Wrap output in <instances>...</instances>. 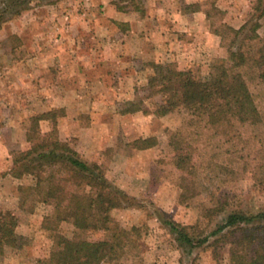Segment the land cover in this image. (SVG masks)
<instances>
[{
  "label": "rangeland",
  "instance_id": "obj_1",
  "mask_svg": "<svg viewBox=\"0 0 264 264\" xmlns=\"http://www.w3.org/2000/svg\"><path fill=\"white\" fill-rule=\"evenodd\" d=\"M254 1L41 0L32 1L27 10L1 25L0 211H11L15 216L18 239L15 248L4 250L0 264H35L36 260L47 258L52 248L53 232L45 230L43 222L53 213V207L39 203L30 210L29 202L26 208H18V187L31 185L32 178L11 176L12 154L29 147L25 134L31 125L30 118L49 110H61L63 114L57 119L58 138L68 143L82 160L100 165L107 180L131 199L132 207L111 211L112 219L120 227L139 229L137 244L127 249L121 264H228L226 248L216 260L210 250L183 252L163 220L171 219L190 228L197 226L208 233L214 223L205 219L203 213L212 205V194L231 196L243 203L241 208H263L264 183L255 182L251 173L257 157L254 146L250 144L235 158L223 154L229 146L218 138L212 143L195 142L185 110L176 109L163 117L154 115L160 97L151 93L147 82L153 74L152 65L157 63H170L205 78L212 62L228 55V38L222 41L214 31H224L222 26H242ZM112 11L148 15L143 32L137 30L145 33L143 40L123 38L120 33H125V29L119 25L123 22L113 20ZM173 13L176 19L173 18L174 26H170ZM93 23L97 31L92 28ZM259 23L257 33L263 37L264 14ZM117 30L120 35H116ZM92 46H101L100 51H95L99 52L97 58H90ZM59 47H67L70 51L66 57L75 61L108 60L121 54L128 65H101L87 72L92 77L105 74V87L121 92L61 93L56 82L63 75L59 73L71 74L73 67L66 68L62 63ZM29 60H35L32 76L39 78L37 83L32 81L33 85L19 82L14 74L17 62ZM45 72L51 79L43 78ZM242 73L263 115V87L256 74L244 69ZM131 103L142 111L123 114L133 108ZM38 125L41 134L51 131L49 121H40ZM176 132L181 135L174 140L189 145L192 156L193 145L199 151L194 154L195 172L180 171L173 165L170 139ZM248 135L246 129L243 136ZM150 137L155 138V146L133 148L134 141ZM242 146L236 148L240 150ZM224 167L233 168L235 174L224 171ZM74 231L68 222L57 227V232L67 238ZM82 236L98 241L105 234L89 231Z\"/></svg>",
  "mask_w": 264,
  "mask_h": 264
},
{
  "label": "trees",
  "instance_id": "obj_2",
  "mask_svg": "<svg viewBox=\"0 0 264 264\" xmlns=\"http://www.w3.org/2000/svg\"><path fill=\"white\" fill-rule=\"evenodd\" d=\"M32 1L41 2L0 0V27L27 10ZM263 14L264 0H255L242 26L238 29L222 26L224 31H214L222 41L228 38V55L214 60L205 78L170 63H157L152 65L153 74L147 82L151 93L160 97L154 115L163 117L176 109L185 110L195 142L212 143L218 138L229 146L223 153L229 157L253 144L257 157L251 173L259 183H264V114L259 113L242 70L256 74L264 90V36L257 33ZM205 15L210 17L208 13ZM136 111L142 110L133 107L123 114ZM59 117H63L61 110L31 117L25 134L29 147L12 154L11 176L32 178L31 185L18 187V208H26L29 202L30 210L39 203L53 207V213L43 222V228L53 232L52 248L47 258L38 259L35 264H121L127 249L137 244L139 229L120 227L112 219L111 211L132 207L131 199L107 180L100 165L82 160L68 143L58 138ZM40 121H49L51 131L41 134ZM246 129L249 135L244 137ZM176 133L170 139L173 165L180 171L195 172L194 154L199 151L193 145L192 156L189 145L174 140L180 134ZM240 144L244 149L236 148ZM133 145L144 150L156 143L150 137L136 140ZM223 170L235 174L233 168ZM211 198L212 205L203 213L205 219L214 223L208 233L197 226L190 228L171 219L163 220L177 247L187 254L198 248L210 250L215 260L226 248L228 264H264V207L253 211L241 208L243 203L231 196L212 194ZM62 222L75 229L71 238L57 232ZM89 231H101L105 237L88 241L82 235ZM17 239L15 216L11 211H0V256L6 248H15Z\"/></svg>",
  "mask_w": 264,
  "mask_h": 264
},
{
  "label": "crops",
  "instance_id": "obj_3",
  "mask_svg": "<svg viewBox=\"0 0 264 264\" xmlns=\"http://www.w3.org/2000/svg\"><path fill=\"white\" fill-rule=\"evenodd\" d=\"M174 14L175 13H173L169 17V21L171 22L170 26H172V25L174 26L175 19H176ZM147 16L146 15L143 16L142 14H140V16H139L138 12H136V13L132 12L131 14H122V13H119L117 11H112V14L110 17L113 18V20H115V21L123 22L126 24V25H121L123 23H119L120 27H123V29H125V33H120V34H122L123 38L129 37V38H136V39L143 40L142 37H144L145 33H142V34L138 33L139 31H137V30L141 31L142 28L145 27L147 22H149V18ZM173 18H175V19H173ZM92 28H95L96 31L98 29L94 23L92 24ZM143 30L141 32H143ZM118 32H119V30H117L116 35L119 34ZM180 32H182V31H180ZM214 39L215 38H213V40ZM111 46H113V45H111ZM92 48H94V50L90 49V51H92L90 58L92 56L97 58L99 55L98 54L99 52L97 53L95 51H100L101 46L100 47H98V46L93 47L92 46ZM57 49L61 50V47H59ZM114 49L115 48L112 47V50H114ZM46 50H48V49H46ZM67 51L68 52L70 51L67 47L62 49L61 52L59 53V56H60L61 60L63 61L62 63H64L66 68L73 67V69H71V71H69L71 74H67L68 72L64 73L63 71L61 73H59V75L63 74L60 77V79L58 81H56L57 83H59V87L58 86L57 87L60 89L61 93H100V90H101V92L105 93V90L111 91L110 86L105 87L106 86V83L104 81L105 77H103L105 74L99 75L98 77H92V76H89V73H87V72H89L90 70L96 69L97 67H100L101 65L109 64V65H112L115 67L124 66L125 64L128 65V63L126 62V59H123L121 54L117 55L113 59H108V60L105 58H102V59H98V60L95 59V60L91 61V59L88 58V61H75L70 57H68V58L66 57ZM92 59H94V58H92ZM35 63H36L35 60H33V63H32V61L29 60L27 62L26 61H24V62L19 61L15 64V66H14L15 67L14 68L15 73L14 74H15L17 79L20 78L19 82L27 83L29 85H31V84L33 85L34 83H37L39 78L33 77L34 76L33 73H34V69H35ZM48 74H49L48 72H45V74L43 76V78L45 80L51 79V78H47ZM116 77H117V75H116ZM32 81H34V83H32ZM52 81H54V79L51 80V82ZM44 84L46 86L48 85L46 83H44ZM81 84L83 86L84 85L85 86L82 87ZM35 92H37V91H35ZM111 92L112 93H116V92L119 93L121 91L120 90H113Z\"/></svg>",
  "mask_w": 264,
  "mask_h": 264
}]
</instances>
